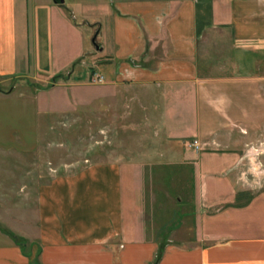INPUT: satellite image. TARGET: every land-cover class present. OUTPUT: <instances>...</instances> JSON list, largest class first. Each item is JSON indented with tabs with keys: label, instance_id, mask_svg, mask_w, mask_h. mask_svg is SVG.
Listing matches in <instances>:
<instances>
[{
	"label": "crops",
	"instance_id": "1",
	"mask_svg": "<svg viewBox=\"0 0 264 264\" xmlns=\"http://www.w3.org/2000/svg\"><path fill=\"white\" fill-rule=\"evenodd\" d=\"M53 3L0 0V87L31 72H68L79 56L52 60L55 36L96 25L103 98L117 86L132 88V96L118 97L135 116L134 161L143 166L100 163L53 175L31 170L30 142L11 146L25 169L0 180V228L26 243L21 248L0 230V264H264V190L252 194L237 170L253 131L240 93L259 99L257 121L264 120V0H100L74 26L54 10L65 1ZM210 33L228 35L226 75L201 71L200 43ZM31 104L13 87L0 91V131L29 129ZM174 162L190 167L189 248L174 245L187 240H176L173 217L155 230L148 222L144 179L158 175L169 192L174 175H147L143 167Z\"/></svg>",
	"mask_w": 264,
	"mask_h": 264
},
{
	"label": "rangeland",
	"instance_id": "2",
	"mask_svg": "<svg viewBox=\"0 0 264 264\" xmlns=\"http://www.w3.org/2000/svg\"><path fill=\"white\" fill-rule=\"evenodd\" d=\"M36 1L42 4L47 0ZM64 1V7L54 5V10L64 16L67 24L74 26L82 22L80 21L81 12H86L92 3L100 0ZM64 14H67V20ZM85 24H87L86 21ZM91 27L94 32H97L96 25ZM94 32L90 27L83 26L63 30L58 39L55 36L52 60L58 63L63 59L79 56L74 65L63 75L49 78L31 72L27 78L15 79L0 87V91H7L13 87L16 95L30 97L32 103L29 129L27 127L23 131L22 128L16 127L14 131H0L1 181H5L6 178L3 177L5 174L10 177L11 171L25 169L22 166V160L19 159L16 151L12 153L11 148L13 146L16 150L17 144L23 141L31 144L32 171L40 168L53 175L66 176L80 173L86 167L100 163L143 166L140 163L136 165L134 161L137 154L135 143L139 137V132L134 130L135 116L127 114L129 109L124 107V101L118 97L128 98L132 96V93L129 94L127 91L133 90L128 84L117 86L112 98L110 96L103 98L104 90H108L105 87L107 76L103 71L106 62L101 51L96 50L92 43ZM97 37L95 42L100 46ZM147 43L146 40L144 44L146 48ZM200 44L203 55L202 60H199L202 62V73L226 75L229 70L228 35L210 33ZM217 59H220V63ZM263 67L258 68L259 74H264ZM96 74L104 76V83L92 82ZM260 86H264V83ZM262 91L258 94V98H264ZM237 102L245 108L248 105L249 118L253 121L249 122V127L253 128V131L249 132L250 140L247 146L250 153L239 164L237 170L241 173V184L250 188L252 194L256 195L264 190V129H256L264 128V120L257 121L263 116L261 113L263 107L258 104L259 99L256 101L252 99L251 94L247 99L240 93ZM25 156L28 158V152ZM143 169L147 175L151 171H160L159 175L168 171L171 176L174 175V179L169 180L172 186L169 192L161 186L158 175H155L153 179L148 177L144 179V199L149 206V218H147L148 222L152 220V224L155 223L151 229H158L162 222L170 221L173 217L176 240H187L185 243L176 241L174 245L181 248L195 246V243L190 242L194 209L183 202L189 199L190 167L176 162L168 166L164 163L154 165L149 163L144 165ZM166 232L167 228L164 229V234L162 233L163 239ZM158 245L161 252L167 243L163 241Z\"/></svg>",
	"mask_w": 264,
	"mask_h": 264
},
{
	"label": "trees",
	"instance_id": "3",
	"mask_svg": "<svg viewBox=\"0 0 264 264\" xmlns=\"http://www.w3.org/2000/svg\"><path fill=\"white\" fill-rule=\"evenodd\" d=\"M0 230L3 231V232H4L5 234H7L8 236H10V237L13 239L14 243H15L16 245H18L19 247L22 248V247L25 245L26 242H25L23 239L19 238L18 236H16V235L10 233L9 231H7V230H5V229H3V228H0Z\"/></svg>",
	"mask_w": 264,
	"mask_h": 264
},
{
	"label": "water",
	"instance_id": "4",
	"mask_svg": "<svg viewBox=\"0 0 264 264\" xmlns=\"http://www.w3.org/2000/svg\"><path fill=\"white\" fill-rule=\"evenodd\" d=\"M53 2L54 4H64V0H53ZM97 35H98V32H95L92 38V43L94 47L96 48V50L101 51V46H98L95 42Z\"/></svg>",
	"mask_w": 264,
	"mask_h": 264
},
{
	"label": "built area",
	"instance_id": "5",
	"mask_svg": "<svg viewBox=\"0 0 264 264\" xmlns=\"http://www.w3.org/2000/svg\"><path fill=\"white\" fill-rule=\"evenodd\" d=\"M104 81H105L104 76L100 74H96V76L92 79L93 83H98V84L104 83ZM193 146L197 147L196 142L193 143Z\"/></svg>",
	"mask_w": 264,
	"mask_h": 264
}]
</instances>
